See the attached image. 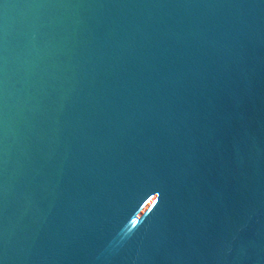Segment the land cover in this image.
Returning a JSON list of instances; mask_svg holds the SVG:
<instances>
[{
    "label": "water",
    "instance_id": "95a60500",
    "mask_svg": "<svg viewBox=\"0 0 264 264\" xmlns=\"http://www.w3.org/2000/svg\"><path fill=\"white\" fill-rule=\"evenodd\" d=\"M0 264H264V0H0Z\"/></svg>",
    "mask_w": 264,
    "mask_h": 264
},
{
    "label": "snow or ice",
    "instance_id": "6c2138e0",
    "mask_svg": "<svg viewBox=\"0 0 264 264\" xmlns=\"http://www.w3.org/2000/svg\"><path fill=\"white\" fill-rule=\"evenodd\" d=\"M0 163H2V161H0ZM0 191H2V186H0Z\"/></svg>",
    "mask_w": 264,
    "mask_h": 264
}]
</instances>
